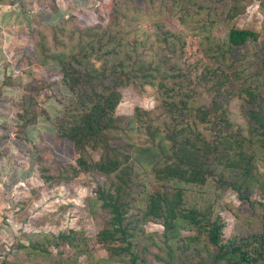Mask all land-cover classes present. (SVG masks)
Masks as SVG:
<instances>
[{"label": "rangeland", "instance_id": "rangeland-1", "mask_svg": "<svg viewBox=\"0 0 264 264\" xmlns=\"http://www.w3.org/2000/svg\"><path fill=\"white\" fill-rule=\"evenodd\" d=\"M230 1L192 0L200 7L192 4L185 13L159 0H118L116 7L124 4V9L116 29L135 55L148 59L153 56L148 47L156 39L158 25L163 23L180 34L184 46L180 62L191 75L192 81L187 84L195 89L190 97L197 104L208 103L211 98L195 81L207 66L238 72L236 84L254 81L264 93L263 77L258 74L264 67V0H240L244 10L228 19L224 13ZM110 3L0 0V264H106L101 261L107 251L96 233L109 215L100 207L96 190L99 185L108 186L111 177L97 172H80L69 180L46 177H57L64 168L74 165L76 154L72 144L55 133L56 122L67 113L75 96L61 82L57 65L44 53L57 47L69 50L79 40L99 33L96 27L107 23ZM231 27L253 29L259 37L228 47L224 41ZM37 39L44 43L43 49ZM121 92L116 114L124 118L122 125L130 119L134 124L132 129L124 126L112 133V141L149 142L138 125L149 118L162 125L167 119L162 107L165 95L139 83H131ZM225 100L233 124L244 127L250 105L237 95ZM199 128L206 132L203 125ZM92 156L97 158L98 153ZM255 159L259 171L264 172V150L259 148ZM135 174L136 199L127 213L128 220L137 217L144 195L157 186L141 167L135 168ZM183 187L186 206L214 205L215 214L224 222L222 243L264 230V207L255 202L264 200L256 189L246 201L216 177L202 186ZM162 231L163 226L155 220L145 223L143 231H135V247L150 264H161L153 253L158 250L155 243L161 240ZM61 233L74 235L76 240H61L59 246L55 242ZM195 234V230H181L183 236L192 238ZM191 240L201 246L204 234ZM34 243L40 246L34 247ZM204 253L205 249L200 254ZM190 260L198 264L199 256Z\"/></svg>", "mask_w": 264, "mask_h": 264}, {"label": "trees", "instance_id": "trees-1", "mask_svg": "<svg viewBox=\"0 0 264 264\" xmlns=\"http://www.w3.org/2000/svg\"><path fill=\"white\" fill-rule=\"evenodd\" d=\"M117 1L111 0L107 23L96 27L99 33L79 40L69 50L57 47L44 53L57 65L61 82L75 96L67 113L55 125L57 136L72 144L75 164L64 168L57 177L46 176L47 179L69 180L80 172L111 177L108 186L99 185L96 190L100 207L109 215L96 233L107 251L103 263L150 264L136 249L134 237L136 229L143 231L145 223L155 220L161 223L163 231L161 240L155 243L158 250L153 258L161 264H193L190 259L194 255L199 256L198 264H264V230L222 243L224 222L215 214L214 205L186 206L183 187L202 186L210 177H216L241 199L250 201L256 189L264 200V172L259 171L255 159L257 150H264V93L259 83L236 84L238 72L207 66L195 81L211 98L208 103H195L190 97L195 89L187 84L192 81L191 75L180 62L183 37L162 23L148 47L153 56L148 59L135 55L116 29L124 9V4L116 7ZM191 1L159 0L166 5L171 3L170 8L178 6L185 13L188 6L197 4ZM244 8L240 0H231L224 16L231 19ZM114 9L115 14L110 17ZM258 37L259 32L253 29L231 27L224 44L237 47ZM38 41L43 49L44 43ZM258 74L264 84V67ZM131 83L150 85L165 95L162 107L167 119L162 125L150 118L138 125L149 139L147 143L116 144L112 133L124 126L132 129L134 124L130 119L122 125L124 118L116 114L121 89ZM229 95L241 96L250 105L246 108L244 127H236L229 117L224 105ZM94 152L98 153L97 158L92 156ZM137 166L149 172L157 186L144 195L137 217L128 220L127 213L136 199ZM255 202L264 207V201ZM183 229L195 230L196 234L192 238L183 236ZM202 234L201 246L193 244L191 239ZM65 239L72 242L76 236L61 233L55 244L61 246L60 241ZM204 249V255L200 254Z\"/></svg>", "mask_w": 264, "mask_h": 264}]
</instances>
